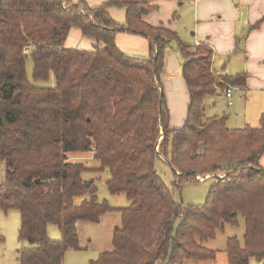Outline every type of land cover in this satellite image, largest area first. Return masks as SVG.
Returning <instances> with one entry per match:
<instances>
[{
	"label": "trees",
	"instance_id": "16d2710c",
	"mask_svg": "<svg viewBox=\"0 0 264 264\" xmlns=\"http://www.w3.org/2000/svg\"><path fill=\"white\" fill-rule=\"evenodd\" d=\"M154 1L107 0L91 8L72 0H0V210L20 213L18 238L27 246L17 252L18 264H63L67 249L80 250L76 224H97L112 210L98 202L93 181L84 185L86 168L68 161V154L86 152L109 170V193L129 202L118 210L112 250L92 264L214 261L217 251L203 243L240 219L243 245L227 240L228 264L264 260V111L256 128L230 130L225 117H206L214 87H245L246 76L216 77L209 47H188L176 33L146 24ZM111 7L125 10V25L110 18ZM72 28L96 46L64 48ZM118 32L146 38L148 58L122 53L114 42ZM171 43L189 94L186 120L175 130L159 82ZM28 56L33 79L52 74L54 88L29 83ZM156 158L167 161L176 186L214 175L205 204H178L155 171ZM77 198L84 199L75 204ZM50 225L61 231L60 241L48 239Z\"/></svg>",
	"mask_w": 264,
	"mask_h": 264
},
{
	"label": "crops",
	"instance_id": "0c3cea01",
	"mask_svg": "<svg viewBox=\"0 0 264 264\" xmlns=\"http://www.w3.org/2000/svg\"><path fill=\"white\" fill-rule=\"evenodd\" d=\"M72 2H83L88 7L95 8L107 0ZM153 5L154 9L144 16V22L180 35L182 44L188 47L197 45L209 47L212 51L211 72L216 77H236L245 74V87L226 84L225 88L217 89L212 97L224 96L227 103L225 91L230 88L232 103L230 106H233V92H238L242 101L253 102L259 107L264 105V0H155ZM107 13L118 25L126 24L124 9L111 7ZM114 42L127 56L135 58L149 56V42L140 35L118 32ZM63 46L66 49L90 51L96 46V42L84 37L79 29L72 28ZM182 62L178 48L168 46L164 52V65L159 82L169 112L170 130L182 127L188 112L189 94L181 73ZM222 176L224 174L219 175ZM83 199H78L77 204ZM241 223L243 231L241 230L237 236H226L224 246H216L211 240L215 239L218 232H223L231 226L217 231L213 239L203 243L204 247L217 251L214 261H186L189 262L187 264H228L226 242L229 238L236 237L243 245L242 220ZM247 264H264V260L250 258Z\"/></svg>",
	"mask_w": 264,
	"mask_h": 264
},
{
	"label": "rangeland",
	"instance_id": "374dc122",
	"mask_svg": "<svg viewBox=\"0 0 264 264\" xmlns=\"http://www.w3.org/2000/svg\"><path fill=\"white\" fill-rule=\"evenodd\" d=\"M177 36L180 43H182L180 35L177 34ZM171 46L178 48L176 43H171ZM26 51L28 52V50ZM32 68V60L28 56L25 60V70L27 80L31 85L38 88L55 87V79L52 74L47 80L36 81L32 77ZM240 97L238 92H233V106L230 107L227 106L224 96L209 97L205 102V115L211 118L225 117L227 120L226 127L230 130L242 129L245 126L258 127L264 105L262 104L259 107L253 102L240 100ZM162 135L163 132L160 131V137ZM67 158L70 163H79L86 168L82 173L83 180L93 181L97 190L98 202L106 203L112 209L102 215L97 224L78 222L76 229L80 250L67 249L63 256V264H92L93 261L97 260L100 253L112 250L113 231L115 227L120 225V212L118 210L128 207L129 202L123 194L112 195L109 193L106 183L111 177L110 172L107 168L102 169L100 161L96 160L90 152L70 153ZM259 165L264 167V153L260 158ZM154 168L162 182L173 193L175 201L178 204H182L183 207L203 206L208 192L215 182L214 175L202 180L198 179L200 176H195L194 180L184 181L179 186H176L175 174L167 161L156 158ZM219 175L217 176L219 177ZM4 178V163L0 161V185L4 182ZM78 199L74 200L75 204L79 201ZM179 222L180 218H177L175 221L176 227ZM20 223L21 218L18 211L3 212L0 210V264H18L17 252L27 246V243L20 242L18 238ZM241 230L243 231V226L240 220L237 227H227L223 232H218L215 239L211 240V242L216 246H224L226 236H237ZM47 236L51 241H60L62 238L61 231L53 225L47 227ZM187 263L189 262H185V264Z\"/></svg>",
	"mask_w": 264,
	"mask_h": 264
},
{
	"label": "built area",
	"instance_id": "2783aa9c",
	"mask_svg": "<svg viewBox=\"0 0 264 264\" xmlns=\"http://www.w3.org/2000/svg\"><path fill=\"white\" fill-rule=\"evenodd\" d=\"M26 52V50H25ZM216 90L218 89L217 87H214ZM225 97L227 99V105L230 106L232 103L230 101V98H231V89L230 88H227L226 91H225Z\"/></svg>",
	"mask_w": 264,
	"mask_h": 264
},
{
	"label": "water",
	"instance_id": "95a60500",
	"mask_svg": "<svg viewBox=\"0 0 264 264\" xmlns=\"http://www.w3.org/2000/svg\"><path fill=\"white\" fill-rule=\"evenodd\" d=\"M84 185H85L86 187H88V186L90 185V182H89V181H84Z\"/></svg>",
	"mask_w": 264,
	"mask_h": 264
}]
</instances>
